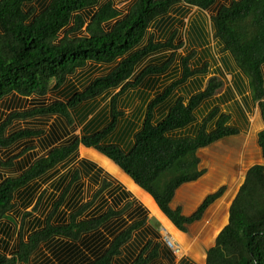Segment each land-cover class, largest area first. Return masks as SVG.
Here are the masks:
<instances>
[{"label": "trees", "instance_id": "1", "mask_svg": "<svg viewBox=\"0 0 264 264\" xmlns=\"http://www.w3.org/2000/svg\"><path fill=\"white\" fill-rule=\"evenodd\" d=\"M98 2L0 0V100L53 97L49 104L32 101L31 108L10 113L0 123V150L44 134L42 129L30 128L7 134L13 121L56 116L68 127L80 128L78 137L51 148L21 174L0 182V221L14 209L15 197L29 206L37 190L32 183L66 162L79 146L93 149L118 168L181 233L191 226H195L192 234L206 227L205 220L230 193L224 181L228 178L234 184L237 169L243 168L227 210L223 209L221 220L218 217L210 227L206 245L212 235L213 241L204 264H264V0H232L214 11L216 0H134L125 14L111 2ZM191 8L202 14L184 24ZM205 12L212 14L207 17ZM210 38L248 79L263 124L256 136L248 131L247 110L237 102L231 104L229 113L218 106L210 108V100L223 82L216 75L204 82L206 62L191 68V53L180 59L179 70L172 69L174 53L183 47V39L197 47L208 44ZM207 51L204 56L210 59ZM164 52L172 55L156 56ZM89 65L90 71H86ZM100 70L99 76L91 78ZM196 76V83L186 84ZM31 149H23L13 160ZM207 150L215 162L208 170L198 156ZM13 160L0 161V166H11ZM84 170L89 172L91 167L84 165ZM167 172H172V178L161 184ZM78 179L76 171L52 203L43 226L26 240L20 234L11 254L0 252V264H27L39 244L54 236L72 243L92 239L99 248L104 246L99 230L124 214L130 203L98 213L100 206L94 207L95 202L112 185L103 179L90 200L69 201L64 205L66 210L72 209L67 220L62 212L59 217L63 222L53 224V216ZM183 191L192 198L197 191L203 194L189 214L183 212L184 207L189 210L192 203L176 200ZM119 195L117 202L130 196L124 190ZM39 204L38 196L34 211ZM29 215L24 214L20 222L24 224ZM146 223V215L132 221L101 253L97 249L99 254L87 264H111ZM159 249V242L149 240L129 264H154Z\"/></svg>", "mask_w": 264, "mask_h": 264}, {"label": "crops", "instance_id": "2", "mask_svg": "<svg viewBox=\"0 0 264 264\" xmlns=\"http://www.w3.org/2000/svg\"><path fill=\"white\" fill-rule=\"evenodd\" d=\"M192 14L194 13L190 12L188 17L184 20V24L193 22L194 20L198 18V15H201L202 13L197 11L195 12L196 15L195 14L192 15ZM184 30L187 31L188 26H184ZM207 30L209 31V29ZM183 41H184V44H183L182 49H184L187 55H189L190 53H194L193 59L190 62L191 68H195V67L199 68L201 67L202 64L205 63L207 57L204 55L206 51L208 50L207 51L209 55L208 57H211L210 59L212 60V67H210L208 71V75L204 77V82L209 77L215 76V75L219 76L222 79L223 87L220 90V92L216 94L210 100L212 102V103L210 102V108L213 106H218L221 112L229 113L231 104L233 102H237L238 107H240L243 111L247 110L245 116L248 121V131H250V133L256 136V134L263 129V124L260 120L258 102L252 101L248 79L245 77L244 74H242L234 66V62L231 59L230 55L226 52L224 53L220 52V45L217 43V41H213L211 38L208 44H205L204 46L199 45L197 47L191 46L189 41H186L184 39ZM223 58H227L228 61L226 62L223 61L222 60ZM175 68H178V70L180 69L179 63H177V61L174 63L172 69H175ZM262 72H263V78H264V67L262 69ZM170 79L168 80V83ZM196 79H199V76L189 78L186 84H189V85L194 84L196 83ZM197 91L198 90H196V92ZM176 92H180V89H178V91ZM226 98H229L228 101ZM262 101H264V99ZM245 103H246V106L244 105ZM53 118L57 120V118L59 117L54 116ZM231 121L234 123L235 121L234 117L233 119L231 117ZM79 131H80V128H79ZM69 136L63 130V128L59 129L58 125H53L51 127L49 126L47 131H45V134L43 135V137L42 136L39 137L41 144L44 145L45 143V147H46L42 153V156L46 155L52 147H59V146L67 144L71 140L70 138L71 136L70 137ZM26 140H31V139H26ZM26 140H21V141H26ZM82 150H85V151L90 150V151L95 152L93 149H87V148H84L83 146H79L78 150L76 151V154L70 157L66 162L59 164L56 168H54L53 171L47 173V175L43 177L42 184L46 183V186L48 187L47 189H49V193L47 194L46 197H49V196L53 197L56 194L57 190L55 189V187H56V183L59 182L60 178L63 177V180L64 179L66 180L74 172L77 171V173L79 174L78 182L80 183L79 185H81L82 187L80 191L81 192L83 191L80 195L81 198L85 200L90 199L91 196L94 194V192H96L99 189L101 181L103 179H106L112 185L110 188L104 190L100 194L98 200L95 202L94 207L100 206L98 208L99 210L100 209L106 210L108 207H113L114 209H118L124 205L125 201H128L130 203V208L126 211L127 214L125 212L120 217L112 219L111 221L107 222L106 225L101 229V230H104L107 235L106 237L104 236V233L103 235H101V238L103 242L105 243L102 248H99V245H95V242L93 243L92 239L91 240L84 239L82 242L72 243L65 239L55 238L53 239L54 241L53 243L48 244V245L45 244V247L49 251V254H48L49 256L46 257L48 259H44V261L41 264H51L50 259H53V261L56 264H87L96 258V256L99 254L98 250H100V253H101V251L106 247L109 241H111V239H113V237L116 234H118L122 229L127 227L132 221H136L144 217L145 215L147 217V215L150 214L141 203L139 204L138 202H136L137 198H135L130 192H128L126 188L116 178H114L110 173H108L105 169H103L95 161L88 159L86 157H82L80 154ZM95 153L98 156L102 157L97 152ZM31 163L32 162H30L26 167H28ZM84 165L90 166L91 170L89 172L88 171L85 172ZM96 173H98V175ZM116 189H118L119 191ZM114 190H116V192ZM122 190H124L125 192H128L130 196L128 199L124 201L120 200L117 202V199L120 196L119 194L122 193ZM188 195H191V194H186L185 191H183V193L179 195V199L192 203L191 209L186 210V208L184 207L183 212L185 214H189L190 212H192L203 198V194H201L199 191L193 194L194 196L193 198ZM70 197L71 195L69 193L67 195V198L65 199L66 203L71 201ZM64 211L69 213V211L63 207L62 212ZM126 216H128V218H126ZM213 217H215V213H212L211 217H208L205 220L204 225L206 227L207 226L211 227L215 225L214 223L215 220H213ZM1 226H4L8 228L9 230L11 228L10 225H8L7 223L5 224L0 223V227ZM176 231L186 237L184 243L188 249L192 250L197 246L200 248L199 249L200 251L199 250L198 251L202 254V261H203L205 258V253L208 249L206 244H204L202 241H199V240L197 241V239H191L190 237H188V235H186V233H181L178 230ZM139 234H144L146 236L145 240L139 245V247L131 246L130 244L134 241L135 236H138ZM6 238L8 239L7 236ZM7 239L2 238L1 240L4 242H8ZM149 240H151L152 242H159V235L155 229H153L149 224L146 223L144 227L134 232L130 241L123 247L120 256L116 257L111 264H129L138 254L142 246ZM53 250L57 251V254H52ZM60 252L62 253L60 254ZM181 253H182V250L180 251L178 255H180ZM168 255L173 256V253L170 250H168L166 247H163L160 245L159 257L156 260V262ZM186 261L187 260L185 259L184 261H182V259L181 260L179 259L178 263L175 262L174 264H184Z\"/></svg>", "mask_w": 264, "mask_h": 264}, {"label": "rangeland", "instance_id": "3", "mask_svg": "<svg viewBox=\"0 0 264 264\" xmlns=\"http://www.w3.org/2000/svg\"><path fill=\"white\" fill-rule=\"evenodd\" d=\"M133 1L134 0H99L98 5H102L106 2H111L115 9H117L121 14H125V12H127V10L130 8V6L133 4ZM231 1L232 0H216L214 6L212 7L213 8L212 11H214L216 8H218L220 6L229 5V3ZM190 11L195 14V12H197L198 9L191 8ZM194 14H192V15H194ZM211 14H212V12H205L204 15L209 17ZM174 43H176V41H174ZM171 55L172 54L169 52H164V53L157 54L156 56H171ZM174 56H175L174 57L175 62L177 61V63L180 64V59L183 56H187V53L184 51V49L180 48L177 51H175ZM179 57H181V58H179ZM191 60H190V62H191ZM205 62L208 65L207 68L209 71L210 67H212V61H211V59L206 58ZM90 68H91V65H89L85 70L90 71ZM105 69L107 70L106 66L103 67V70H105ZM101 73H102L101 70L94 72L91 75V78L99 76ZM207 75H208V73H206L204 76H207ZM203 80H204V77H203ZM32 101H35L37 103L39 102V103H43V104H49L53 101V99L50 96H47L43 99H37V98L12 99L11 97L3 98L0 100V123H2L7 118V116L14 111H22V110H26V109L31 108L33 106ZM202 115H203V113L201 115L198 114L197 115L198 119H200ZM53 125H58L59 129L63 128V130L68 134V136L69 135L71 136V137L69 136L70 138L78 137L80 134L79 129H77L75 127H68L67 123L64 119L57 118V120H55V118H53V117H45V118H41V119H32V120H24V121H13L10 124V126L6 129V133L10 134V133L16 132L18 130L30 128V129H42L44 131V134H45V131H47L48 127L49 126L51 127ZM223 145L226 146L225 144H223ZM230 146L235 148V143L230 142ZM28 147H31L32 149L29 152H27L26 154H24V156H21V158H19L18 160H13V158L18 156L19 153L22 152L23 149L28 148ZM45 148L46 147L41 144L40 138L39 139L37 138V139L21 141V142H18L16 144L11 145L7 149L0 150V161L1 162L6 163L9 160H13L11 166H7V167L0 166V182L6 177L17 175L20 172V170L24 169L30 162H33V160H35L38 156L39 157L42 156V153L45 150ZM209 152L210 151L207 150L205 152H199L198 153L200 160L202 161L203 165L205 166V168L207 170L212 168L215 165V162L213 160L214 156H213V154H210ZM80 154L82 157H86L88 159L95 161L103 169H105L108 173H110L114 178H116L126 188V190L128 192H130L135 198H137L136 202H138L139 204L141 203L147 209V211L150 213L147 215V224H149L153 229H155L158 232L159 243L161 246L166 247L168 250L171 251L169 245H167V243H166V240H165V236H166L168 239H170L172 242H174L176 246H179L180 249L182 250V253L180 255L174 254L171 251L173 253V256H171V255L165 256L161 260H158L156 262L157 264H174L175 262L178 263L179 259L180 260L182 259V261H184V259L187 260L184 264H187V263L188 264H204L205 258L202 261V254L199 252L200 248L197 246V247H195L197 250L195 248L191 250V249H188L186 247V245L184 243L186 237L181 235L180 233H178L176 231V229L170 224V222L158 211V209L156 208L153 201L151 200V198L148 195H146L141 190H139L136 186H134L132 184V182L125 175H123L116 167H114L112 164H110L106 159L98 156L95 152L90 151V150L89 151L82 150ZM237 173H238V177H236V178H238V180H235L234 184L231 182L232 180L228 179V178L224 181L225 182L224 185L226 186V188L229 185L230 193L227 194V196L224 197L217 204V206L214 208V210H213V213H215V217H213V220H215L214 223H216V221L218 220V217H220L223 209L225 210L228 208V203H229L228 198H229L230 194L232 193V191L238 185V183H239V181H240V179L244 173L243 168H238ZM171 178H172V172H167L161 177L160 182H161V184H165ZM42 186H43L42 187L43 192L41 194L45 195L44 196V198H45L47 196V194L49 193V189H47L48 187L46 186V183L43 184ZM176 200L182 204H185V202H186V201L181 200L179 198H177ZM15 207H14V209H15ZM13 210L7 214V217L5 219L0 221V223H4V224L7 223L11 227V232L9 233L8 239L6 237H4L3 235H0V252L3 254H8V255L11 254V252H13L15 246L17 245V242L19 239V232L22 233L23 236L26 235L25 226L19 232L17 231L18 225L20 224L19 213H21L22 210L20 208H18L16 210L18 213H16V211L13 212ZM26 211L27 212L31 211V208L27 209ZM45 211L47 212L46 209H45ZM36 214L39 215L40 211L38 210L37 212H35V215ZM64 214H67V216H69L68 215L69 213H67L66 211H64ZM126 214H127V212H126ZM40 218H42V217H40ZM126 218H128V216H126ZM65 219H67V218L65 217ZM55 220H56V218H55V216H53V218H52L53 223H55ZM219 220H221V217ZM222 221H223V219H222ZM22 224H23V221L21 223V226H22ZM193 227H195V226H191L190 228H188V232L186 233V235H188V237H190L191 239H197V241L199 240V241H202L204 244H206L205 241L208 239V237L210 235L211 228L209 226H208V228L207 227H203V228L199 227V229L196 230L192 234L191 232L193 231ZM190 230H191V232H190ZM98 233L101 235H103V233H104V236L105 237L107 236L104 230H99ZM212 236L210 237V240L208 241V244L206 245L208 248L212 244V241H213ZM145 237L146 236L144 234H139L138 236H135L134 241L130 245L139 247V245L145 240ZM2 238L7 239V241L9 243L3 242L1 240ZM211 238H212V240H211ZM4 243H6L7 245L4 246ZM48 254H49V251L45 247V244L41 243V244H39L37 249L34 251V254L32 256H30L31 258H29L27 264H41L44 261V259H48V258H46L49 256ZM50 262H51V264H56L53 261V259H50ZM19 264H22V263H19Z\"/></svg>", "mask_w": 264, "mask_h": 264}, {"label": "flooded vegetation", "instance_id": "4", "mask_svg": "<svg viewBox=\"0 0 264 264\" xmlns=\"http://www.w3.org/2000/svg\"><path fill=\"white\" fill-rule=\"evenodd\" d=\"M16 143H18V142H16ZM15 143V144H16ZM44 146H45V143H44ZM53 148V147H52ZM7 149V148H6ZM2 150V149H1ZM30 151V150H29ZM28 151V152H29ZM27 153V152H26ZM25 153V154H26ZM22 156H24V154L22 155ZM40 157H42V156H40ZM40 157H37L35 160H37L38 158H40ZM19 158H21V156L19 157ZM19 158H17V159H15V160H18ZM35 160H33V162L35 161ZM32 162V163H33ZM31 163V164H32ZM30 164V165H31ZM29 165V166H30ZM28 166V167H29ZM28 167H26L25 169H23V170H21V172H19L17 175H15V176H18L19 174H21L24 170H26ZM57 167V166H56ZM55 167V168H56ZM54 169H52L51 171H53ZM50 171V172H51ZM49 173V172H48ZM47 175V174H46ZM73 175V174H72ZM72 175L70 176V177H68L66 180L64 179L63 180V177L62 178H60V180H59V182H57L56 183V187H55V189L57 190L56 191V194L53 196V197H45L44 198V196L45 195H42L41 193L43 192V189H42V179H43V177L41 178V179H39L38 181H36V182H34V183H32L33 185H37V190H36V192H35V198H34V200L32 201V203L29 205V206H27V207H25V206H23L22 205V201H21V199H20V197H15V199H14V203H15V209L13 210V212L14 211H16L18 208H20L21 210H22V212L21 213H19V220L21 221L22 220V218H23V216H24V214H26V213H29L30 215L29 216H27V217H25V219H24V224H22V226L20 225L21 224V222H20V224L18 225V229H17V231L19 232L21 229H23V227L25 226V233H26V235H24L23 236V234L22 233H20L19 232V235L20 234H22V239L23 240H26V238L33 232V231H36V230H38L40 227H42L43 226V223H44V220L46 219V217H47V215L49 214V212H50V210H51V208H52V203H54L57 199H58V197L61 195V193H62V191H63V189H64V187L67 185V183L69 182V180H70V178L72 177ZM15 176H10V177H15ZM78 177H79V174H78ZM6 178H8V177H6ZM5 179V178H4ZM80 183L77 181V182H74L73 184H72V186H71V189L69 190V192H68V194L70 193V195H71V197H70V200L72 201V203L73 202H80V203H84V202H86V201H88V200H90L91 198H92V196L94 195H92L91 196V198L90 199H83V198H81L80 197V195H81V193L83 192H79V193H77V188H78V190H81V185H79ZM73 190V191H72ZM106 190V189H105ZM71 191V192H70ZM104 191V190H103ZM95 193V192H94ZM67 194V195H68ZM40 197V204H39V206L37 207V209L34 211L33 210V208H34V205H35V202H36V199H37V197ZM66 198H67V196H66ZM65 202V201H64ZM64 205H68V203H64L63 205H61L60 207H59V209L57 210V212H56V214L54 215L55 216V218H56V220H55V223H53V224H59V223H61V222H63L62 221V219H60V217H59V214L60 213H62V211H63V207H64ZM29 208H31V211H29V212H27L26 210L27 209H29ZM45 209L47 210V212L45 211ZM40 211V214L39 215H35V212H37V211ZM69 212H71L72 211V209L71 210H68ZM102 211H104V210H101L100 209V211H98V213H100V212H102ZM16 213H18L17 211H16ZM36 217H35V216ZM40 217H42V218H40ZM65 217L67 218V214L65 215ZM67 220V219H66ZM65 220V221H66ZM37 221V224L35 223ZM11 232V228H10V230L8 229V228H6V227H4V226H1L0 227V235H3L4 237H8L9 236V233ZM4 234H6V235H4ZM20 237V236H19ZM55 238H60V239H64V238H62V237H56V236H54V237H52V238H50L49 240H47V241H45V242H42V243H44V244H46V245H48V244H51V243H53L54 241H53V239H55ZM18 242H19V239H18ZM17 242V243H18ZM62 252H60V254H61ZM52 254H57V251H52Z\"/></svg>", "mask_w": 264, "mask_h": 264}, {"label": "built area", "instance_id": "5", "mask_svg": "<svg viewBox=\"0 0 264 264\" xmlns=\"http://www.w3.org/2000/svg\"><path fill=\"white\" fill-rule=\"evenodd\" d=\"M165 240H166L167 245H169L171 251H172L174 254H177V252H178V247L175 245V243L172 242L170 239H168L166 236H165Z\"/></svg>", "mask_w": 264, "mask_h": 264}, {"label": "bare ground", "instance_id": "6", "mask_svg": "<svg viewBox=\"0 0 264 264\" xmlns=\"http://www.w3.org/2000/svg\"><path fill=\"white\" fill-rule=\"evenodd\" d=\"M10 228V227H9ZM4 242V241H3ZM178 247V252H177V254H179L180 253V251H181V249H180V247L179 246H177Z\"/></svg>", "mask_w": 264, "mask_h": 264}]
</instances>
